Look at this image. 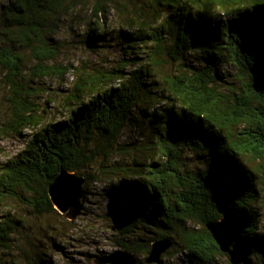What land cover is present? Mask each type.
<instances>
[{
	"label": "trees",
	"instance_id": "16d2710c",
	"mask_svg": "<svg viewBox=\"0 0 264 264\" xmlns=\"http://www.w3.org/2000/svg\"><path fill=\"white\" fill-rule=\"evenodd\" d=\"M149 7L153 19H137L142 26L136 30L137 11L130 14L125 0H6L0 7V81L8 94L0 140L11 134L26 138L23 149L0 165V207L12 199L34 214H51L56 210L48 186L61 170L84 178L83 200L89 183L109 177L104 189L109 209L114 220L126 224L119 233L127 237L144 226L152 235L137 248L117 242L135 259L161 239L171 241L163 255L178 254L185 264L263 259L264 231L254 207L260 173L253 174L242 159H264V0H151ZM81 8L91 18L83 47L95 51L118 38L127 58L108 71L76 75L62 118L43 122L38 89L31 84L78 73L72 65L55 63L62 47L56 34ZM160 8L168 19L159 20ZM114 11L124 27L108 29L105 19ZM194 52L205 63L187 64L189 71H183ZM223 57L236 68L235 79L247 78L229 96L219 91ZM168 62L178 71L158 80ZM129 66L137 68L125 71ZM136 109L156 134L155 151L147 160L111 163L114 151L125 149V129L141 121ZM186 150L202 156V169L185 167ZM97 162V174L90 173ZM259 184L264 185L261 177ZM219 212L229 218L228 255L205 228L222 217ZM18 225L10 212L0 214L1 254L10 252ZM31 261L50 264L38 254ZM0 264L6 262L0 258Z\"/></svg>",
	"mask_w": 264,
	"mask_h": 264
},
{
	"label": "rangeland",
	"instance_id": "374dc122",
	"mask_svg": "<svg viewBox=\"0 0 264 264\" xmlns=\"http://www.w3.org/2000/svg\"><path fill=\"white\" fill-rule=\"evenodd\" d=\"M5 1L0 0V7ZM125 1L130 14L137 11L136 20L133 24L135 30L137 27L142 26L140 21L144 20L148 23L153 19V8L149 7L151 0ZM138 12L150 14L141 16ZM139 18L140 21L137 20ZM90 19L89 11L83 8L77 9L66 17L56 34V39L61 42L62 47L55 63L63 66L72 65L76 70L78 69V73L67 74L64 81L52 77L34 81L33 85L31 84L32 87L35 86L38 89L35 101L43 122H52L62 118V111L71 95L76 75H79L85 69L90 73H94L95 70L108 71L117 66L119 61H125L127 58L121 49L122 46L118 38L114 41L111 40L110 44L113 43L112 45L103 44L102 47L95 51L90 50L87 46L83 47L81 41L87 33L86 23ZM166 19H168L167 11L160 8L159 20L163 21ZM105 22L108 29L124 27L116 11L109 12ZM188 57L189 61H186L185 65L181 67L183 71H189L187 64L200 67L201 64L205 63L202 55L198 52H194ZM31 65L32 63L27 55L25 67H30ZM136 68L137 66H129L125 71L130 72ZM176 71H178V65L168 62L163 65L156 77L159 80L162 79L164 73L167 76H172L176 74ZM218 73L221 76L220 82L222 84L219 91L227 96L230 95L232 89L239 90V87H243L247 81V78L243 81L235 79L237 70L231 63L226 61L225 57L219 64ZM7 96V91L2 87L0 81V115L4 114ZM135 111V115L141 121L138 123L132 122L125 129L121 139V145L125 149L115 150L111 163L117 161L128 165L134 159L147 160L150 159V155L155 151L154 139L156 134L151 129L147 117H141V110L136 109ZM22 133L30 134L28 130H24ZM24 140L26 138L18 137L14 134L0 140V165L14 158L23 149L25 146ZM183 160L185 167L191 171L200 170L204 165L201 155H196L188 150L183 153ZM242 162L249 170L253 171V174L258 169L264 182V159L254 162L242 159ZM98 163L93 164L90 173L97 174ZM260 177L257 175L255 179L260 196L254 207L261 220V231H264V185L259 184ZM110 181L112 179L109 177H102L96 183H89L87 188L88 195L82 200L83 215L78 216L73 221L67 220L65 215H60L57 211L51 214L37 215L32 213L31 209L25 205L12 199L6 200L4 205L0 207V214L10 212V215L15 217L19 225L14 235L10 252L0 253L2 261H5L6 264H32L31 259L35 254H38L50 264H94L98 256L110 254L116 250H124L118 246L117 242H124L129 247L137 248L141 239L142 241L146 240L152 235L148 234V230L144 226L137 227L134 233L127 237L119 233V228L126 226V224L117 218L114 220L113 214L109 209L111 201L104 189ZM136 257L137 264H147L145 262L147 255L136 253ZM232 260L224 257L219 260L218 264H245L240 258L235 261L234 259ZM158 264L185 263L184 259L176 254L169 257L163 255L161 263ZM250 264H264V258L252 259Z\"/></svg>",
	"mask_w": 264,
	"mask_h": 264
},
{
	"label": "water",
	"instance_id": "95a60500",
	"mask_svg": "<svg viewBox=\"0 0 264 264\" xmlns=\"http://www.w3.org/2000/svg\"><path fill=\"white\" fill-rule=\"evenodd\" d=\"M84 183L82 176H78L68 170H61L53 182L48 186V196L54 209L65 215L69 221L83 215ZM222 217L215 222L205 224L206 230L223 254H231L233 238L229 230V218L219 212ZM169 239H161L151 243L145 259L147 264L160 263L161 256L170 248ZM94 264H137L132 252L116 250L113 253L96 257Z\"/></svg>",
	"mask_w": 264,
	"mask_h": 264
}]
</instances>
